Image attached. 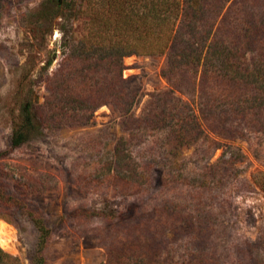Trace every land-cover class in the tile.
<instances>
[{"label": "trees", "instance_id": "obj_1", "mask_svg": "<svg viewBox=\"0 0 264 264\" xmlns=\"http://www.w3.org/2000/svg\"><path fill=\"white\" fill-rule=\"evenodd\" d=\"M82 1L86 5L82 13L88 18L85 35L70 46L47 78L45 102L24 105L12 134V149L46 130L90 125L97 110L114 105L130 139L118 141L114 159L96 170L93 182L130 195L141 193L151 181L150 169L133 152L146 133L164 132L166 143L173 139L177 144V157L182 147H197L205 140L219 148L250 141L252 135L264 137V0ZM50 2L59 6V0ZM133 55L165 56L162 74L169 83L165 91L152 94L138 117L132 112L135 100L123 77L125 58ZM243 158L240 149L232 151L229 166L222 168L219 178L216 168L221 159L210 165L212 172L198 179L178 170L166 185H222L224 173ZM37 180L30 184V193L50 189L47 175ZM253 181L264 193V172L254 174ZM202 208L186 212L183 206L168 203L136 224L107 230L102 234L106 264H221L214 240L216 226ZM8 209L24 211L31 218L38 239L30 261L46 264L44 252L52 231L45 219L0 186V218L8 219ZM98 212H90L89 217ZM100 213L106 220L117 217L114 211ZM180 225L195 233L190 236L193 248L174 263L168 252L174 239L167 234ZM0 245H7L1 236ZM0 264L20 262L0 246Z\"/></svg>", "mask_w": 264, "mask_h": 264}, {"label": "rangeland", "instance_id": "obj_2", "mask_svg": "<svg viewBox=\"0 0 264 264\" xmlns=\"http://www.w3.org/2000/svg\"><path fill=\"white\" fill-rule=\"evenodd\" d=\"M58 4L0 0V186L39 213L51 229L44 252L46 264H106L104 232L121 224H136L168 203L181 205L186 212L204 207L202 213L216 226L214 240L221 264H264V193L253 181L254 174L264 172L262 136L252 135L250 141L224 143L219 148L205 140L197 147H182L177 157V144L173 139L166 143L164 132L146 133L133 152L150 169L151 181L141 193L130 195L93 182L96 170L114 159L118 141L130 139L114 105L97 110L90 125L46 130L12 149V134L24 105L45 102L47 78L86 32L85 3L59 0ZM166 63L165 56L125 58L123 77L135 100L132 112L136 117L152 94L169 88L162 74ZM238 149L245 158L224 173L222 185H166L178 170L198 179L212 172L210 165L221 159L216 168L219 178L222 168L229 166L231 152ZM43 175L51 182L50 189L30 193V184ZM93 211H114L117 217L106 220L100 212L89 217ZM6 218H0V236L7 245L0 246L20 264H31L38 239L33 221L18 209H8ZM193 234L187 225L168 232L167 237L174 239L168 251L170 261L176 263L192 250Z\"/></svg>", "mask_w": 264, "mask_h": 264}]
</instances>
